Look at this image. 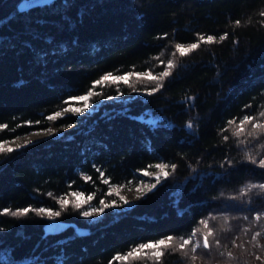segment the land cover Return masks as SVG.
Listing matches in <instances>:
<instances>
[{"label":"trees","instance_id":"16d2710c","mask_svg":"<svg viewBox=\"0 0 264 264\" xmlns=\"http://www.w3.org/2000/svg\"><path fill=\"white\" fill-rule=\"evenodd\" d=\"M19 1L0 0V140L51 121L79 123L0 152V264H144L147 255L157 264L153 249L113 257L169 235L159 264H264V133L248 136V124L233 134L246 115L264 121V0H53L25 10ZM200 35L214 40L176 52ZM170 59L175 67L153 94L145 89L157 81L132 75L98 85L90 112L47 119L105 74L158 76ZM117 91L131 97L100 101ZM158 161L177 167L128 206L96 217L80 215L87 205L61 211L58 201L73 192L110 201L101 172L110 185L131 182ZM25 207L33 210L10 214ZM53 217L89 233L69 224L44 234ZM185 238L187 256L178 248Z\"/></svg>","mask_w":264,"mask_h":264},{"label":"snow or ice","instance_id":"6c2138e0","mask_svg":"<svg viewBox=\"0 0 264 264\" xmlns=\"http://www.w3.org/2000/svg\"><path fill=\"white\" fill-rule=\"evenodd\" d=\"M261 16H264V12H261ZM235 23L238 25L240 22L236 21ZM226 36H227V33L221 35L219 37V39L223 40L226 38ZM213 40H214V37L211 35H209L207 37L200 35L198 42L190 43L187 47L178 43L175 45V49H176V52L180 56H185V55L191 53L197 47H199L200 42L211 43V42H213ZM161 63H164V62L161 61ZM174 67H175V64H174L173 60L170 59L166 63L165 70L160 72L158 76L153 75V73L151 71H149L147 73H125L123 75H113L111 73L105 74L100 79L93 81L91 88H89L85 94L75 95V96L70 95L64 102L66 107H64L63 113H69V112L74 113V114L84 113L90 107L89 101L91 100L92 96L93 95H99V93L94 91V89L98 85L102 86V85H104L105 82H111V83L123 82L124 84H128L130 81V76H132V75H135L137 77L138 81L142 78L146 79L148 81H157L155 87H152L150 89H145L146 91L149 92V94H153V93L159 91V89L161 87H163L162 81H164L165 78H167L171 75V69H173ZM117 94L119 95L120 93H117ZM107 99H112V97L109 96V97H107ZM79 103H82L83 106L82 107L75 106L76 104H79ZM63 113L55 112L54 114L48 116L47 119L48 120H57V119L62 117ZM258 115H259V117L264 118V111H261ZM26 123L30 124L32 122L29 121ZM35 123H39V121H36ZM228 123L232 124V123H234V121H229ZM248 124L251 125V129H252V131H249L247 133L248 136L255 137L259 133H264V121H258L256 117L246 115L240 120L237 130L233 134L236 136H240L242 133H244L245 126ZM188 126L191 127V124H189ZM46 131L49 134H51L53 132V129H47ZM225 139H227V137H225ZM242 142L243 141H241V143ZM29 143H32V141H25L24 142V144H29ZM23 146L24 145L17 144L16 148H21ZM13 151H14V149L12 147H10V146L5 147L4 142H0V152H13ZM258 163H259L260 167L264 168V159H260L258 161ZM154 167L159 170L157 173H152V172H149L147 170H140L142 175H144V176H154L156 183L143 184V187H140L138 185L136 188L137 192L139 193V196L137 197V199H140L147 192H150L152 189H154L156 187V184L159 183L161 179H166L170 175V172L167 170L169 167L174 171L177 166L175 164H172L169 166L165 163H158ZM100 177H101L102 182L104 184L110 186V190L107 193V195H109V196L115 195L124 204L129 203V201L124 196L119 194V187H113L110 185L109 179L105 178V175L103 172L100 173ZM85 179L90 180L91 178L85 177ZM120 187H123V185H121ZM260 187L264 188V184L260 185ZM70 195H71L72 199H69L66 196L64 198H61L58 201L60 204L61 211L66 209L69 205H71L72 207H74L76 209H81L84 205H88L89 202L92 201L94 198V193L85 195L82 192H73ZM99 204H100V206H98V207H91L90 210L81 211L80 215H82L84 217H90L93 215V213H97V214L103 213L106 208L115 206L116 200L106 202L104 199H101ZM32 210L33 209H31L30 207H25L23 209L15 211V212H10V214L13 216L25 215ZM2 211L4 213H9L8 209H4ZM35 211H37L38 213H42L44 215L50 216V217L60 216V214H61V211H53L51 208H39V209H36ZM256 219H260V215H257ZM203 224H204V227L208 229V231L203 236L202 247L204 249H209L211 247V244L209 242V237H212L214 235V233H213V230L208 226V222L206 220L203 221ZM194 234L195 233H193V235ZM259 235H260V233H256L252 237V239L256 240L257 236H259ZM173 240H174L173 236L169 235V236H167L166 239H159L157 241L145 242V243L138 245L136 248H133L132 250H130L126 255L116 254L113 257V260H115V261H120V260L126 261L129 256L139 257L143 250L153 249L154 251H152L151 256L153 258H155L157 264H159L161 257L164 255V252L161 251L160 249L170 248L172 246ZM189 244H191V240L189 238H185V239H183V242L178 245V248L182 252H184L185 256L188 255L187 251H185V248ZM198 247H200V245L192 244V251L195 252ZM256 247L259 248V247H261V245H259V243H257ZM144 254L147 255V252H145ZM229 255H231V254H229ZM191 259L193 261H195L197 259V257L195 255H193L191 257ZM257 259H260V257H257ZM109 264H112V261H109Z\"/></svg>","mask_w":264,"mask_h":264},{"label":"rangeland","instance_id":"374dc122","mask_svg":"<svg viewBox=\"0 0 264 264\" xmlns=\"http://www.w3.org/2000/svg\"><path fill=\"white\" fill-rule=\"evenodd\" d=\"M213 36V35H211ZM214 37V36H213ZM187 43H181V45L185 46ZM117 93H120L119 95ZM85 94V93H83ZM112 97L111 100H115V101H123L126 100L128 98H130V95H127L126 93L122 92V91H117L115 93H110L106 96H104L100 101L103 100H108L107 97ZM90 104V103H89ZM75 106L77 107H82V103L76 104ZM66 107V106H64ZM64 107L52 112L49 114L52 115L55 112H61L63 113V109ZM93 109L92 104H90L89 109H87L84 113L90 112ZM71 113V112H69ZM68 113H63L62 116H65ZM79 123L78 119L75 120H60V121H51L48 124H45L43 126L40 127H32L29 128L28 130H25L23 132H19L17 134H14L13 136L4 138L2 140H0V142H4L5 147H11V146H16L17 144H24L25 141H33L36 140L40 137H44L47 135H51V134H60L62 133L65 129H67L68 127L74 126L76 124ZM70 125V126H69ZM47 129H53V132L51 134H49L46 130ZM158 163H164L161 161L156 162L152 167L150 168H143L141 170H147L149 172L152 173H157L159 170L156 169L154 166ZM150 183H156V180L154 178V176H144L142 174L137 175L135 180L131 181V182H123V183H113L111 186L113 187H119V194L124 196L129 203L128 204H124L123 202H121L117 196H114L110 201L112 200H116V205L115 207L117 208H123L128 206L130 203H132L134 200L137 199V197L139 196V193L137 192L136 188L139 185L140 187H143V184H150ZM121 185H123V187H120ZM83 193V192H82ZM85 194V193H84ZM87 195V194H85ZM110 201H106V202H110ZM100 206V204L96 201H90L89 204L87 205V207L84 210H90L91 207H98ZM99 214L97 213H93L92 216L90 217H96ZM261 239H263V236H260ZM164 239V238H161ZM152 249H148V250H143L142 253L145 252H149ZM153 251V250H152ZM150 255H147L146 258V262L144 264H149L151 263L150 259H149Z\"/></svg>","mask_w":264,"mask_h":264},{"label":"water","instance_id":"95a60500","mask_svg":"<svg viewBox=\"0 0 264 264\" xmlns=\"http://www.w3.org/2000/svg\"><path fill=\"white\" fill-rule=\"evenodd\" d=\"M52 1L53 0H20L18 3V7L19 9H27L37 5L47 4ZM69 224H73L79 234L89 233V227L87 226H80L75 224L73 221H67L57 217H53L45 221L43 225L44 234L59 232Z\"/></svg>","mask_w":264,"mask_h":264},{"label":"bare ground","instance_id":"6f19581e","mask_svg":"<svg viewBox=\"0 0 264 264\" xmlns=\"http://www.w3.org/2000/svg\"><path fill=\"white\" fill-rule=\"evenodd\" d=\"M19 8V7H18ZM28 9V8H27ZM19 10H25V9H19Z\"/></svg>","mask_w":264,"mask_h":264}]
</instances>
